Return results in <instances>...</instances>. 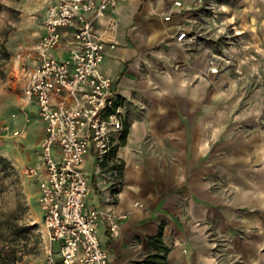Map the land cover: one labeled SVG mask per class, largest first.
<instances>
[{"label":"crops","instance_id":"0c3cea01","mask_svg":"<svg viewBox=\"0 0 264 264\" xmlns=\"http://www.w3.org/2000/svg\"><path fill=\"white\" fill-rule=\"evenodd\" d=\"M59 1L46 0V9ZM253 1L258 11L252 8L250 25L257 30L261 1ZM199 10V0H127L96 21L108 42L100 68L122 97L129 127L125 144L120 143L123 131L115 135L113 158L100 163L92 150L82 164L90 184L88 205L122 217L119 236L109 235L103 219L98 229L112 264H143L159 253L151 241L159 235L169 248V264H264V214L256 213L264 212V186L244 176L246 182L239 181L243 165L227 175L228 184L219 179L228 170L213 146L227 140L228 126L208 113L215 104L208 103V39L196 36L207 29ZM76 28L61 30L57 58L69 57ZM182 32L188 38L178 41ZM45 34L42 27L41 38ZM33 53L32 66L38 61ZM213 92L216 97L223 88ZM15 106L18 112L1 122L6 125L2 155L45 174L46 123L39 106L22 98ZM55 153L60 156L58 149ZM255 154L263 150L249 156ZM37 195L39 201V185Z\"/></svg>","mask_w":264,"mask_h":264},{"label":"built area","instance_id":"2783aa9c","mask_svg":"<svg viewBox=\"0 0 264 264\" xmlns=\"http://www.w3.org/2000/svg\"><path fill=\"white\" fill-rule=\"evenodd\" d=\"M123 1L127 0H60L49 4L42 19L46 34L35 46L37 64L22 69L25 100L38 104L46 123L42 144L45 174L36 167L29 168L28 174L39 185L43 225L50 243L47 264L113 261L98 229L103 219L109 235L117 237L122 217L88 205L90 184L82 164L92 150L100 163L107 162L115 135L124 129L122 97L114 90L113 79L100 68L108 42L96 28V21ZM176 5L181 7L182 3L177 1ZM72 26L77 28L70 55L59 59L54 52L62 42L61 30ZM185 38L188 35L182 32L177 40ZM211 72L218 73L219 68L212 67ZM56 149L60 156H56Z\"/></svg>","mask_w":264,"mask_h":264},{"label":"rangeland","instance_id":"374dc122","mask_svg":"<svg viewBox=\"0 0 264 264\" xmlns=\"http://www.w3.org/2000/svg\"><path fill=\"white\" fill-rule=\"evenodd\" d=\"M260 1L262 15L257 30L250 25L252 8L257 6L253 0L200 1L203 9L199 10L200 21H206L207 29L205 32L202 27L196 36L208 39V103L215 104L208 113L219 115L223 125L228 126L224 134L227 140L213 146V151L220 150L218 162L228 170L219 175L224 184H228L227 175L243 165L246 172L239 173V181L246 182L244 176L264 186L263 170L253 168L264 167V0ZM46 3V0H0V122L18 112L15 106L18 99L27 103L22 69L32 66L30 61L41 38ZM255 10L258 11L257 7ZM212 67L219 68V72L212 73ZM219 86L223 93L212 96L215 93L211 94V90L216 92ZM5 128L6 125L0 128V140ZM254 135L259 138L251 141ZM237 138H244V144L237 142ZM2 149L0 146V156L4 157ZM258 149L263 150V155L249 156ZM241 155L245 157H235ZM6 159L12 163L13 172L0 182V264H9L4 257L16 243L24 253L17 264H47L50 243L38 201V184L29 176V167ZM248 166L252 168L247 170ZM17 225L16 235L9 234L7 227ZM2 227L7 234H3Z\"/></svg>","mask_w":264,"mask_h":264},{"label":"trees","instance_id":"16d2710c","mask_svg":"<svg viewBox=\"0 0 264 264\" xmlns=\"http://www.w3.org/2000/svg\"><path fill=\"white\" fill-rule=\"evenodd\" d=\"M128 132H129V127L126 124H124V130H123V134H122L121 142H120L121 144L126 143ZM114 152H115V148L111 154V158H113ZM12 172H13L12 163L5 157L0 156V182L4 180L6 177H9L12 174ZM2 228H3L2 230L3 234L4 235L7 234L5 233L6 230L4 229V227ZM7 228L8 229L10 228L9 234L16 235L15 231L17 228H19V225L15 226V228L12 226L7 227ZM151 241L156 242V246L159 250V253L148 256L143 261V264H169L167 261V254L169 252V248L163 245L161 235L155 238H152ZM161 251H163V255L161 254ZM23 256H24V253L21 252L19 243L18 244L16 243L12 245V247L9 250H7V254H6V257H4V260L6 261V263H9V264H17L23 259Z\"/></svg>","mask_w":264,"mask_h":264},{"label":"bare ground","instance_id":"6f19581e","mask_svg":"<svg viewBox=\"0 0 264 264\" xmlns=\"http://www.w3.org/2000/svg\"><path fill=\"white\" fill-rule=\"evenodd\" d=\"M124 155V154H123ZM255 263H258V261H256Z\"/></svg>","mask_w":264,"mask_h":264}]
</instances>
